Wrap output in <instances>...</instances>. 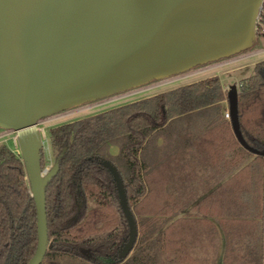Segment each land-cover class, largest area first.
<instances>
[{
    "label": "water",
    "instance_id": "1",
    "mask_svg": "<svg viewBox=\"0 0 264 264\" xmlns=\"http://www.w3.org/2000/svg\"><path fill=\"white\" fill-rule=\"evenodd\" d=\"M262 1L0 0V128L15 133L36 215L26 264H38L48 245L43 186L56 170L38 165L39 120L249 48ZM226 109L238 144L264 156L240 133L234 84ZM100 165L127 226L116 254L125 258L135 219L116 167L108 159Z\"/></svg>",
    "mask_w": 264,
    "mask_h": 264
},
{
    "label": "trees",
    "instance_id": "2",
    "mask_svg": "<svg viewBox=\"0 0 264 264\" xmlns=\"http://www.w3.org/2000/svg\"><path fill=\"white\" fill-rule=\"evenodd\" d=\"M256 32L264 38V0L256 21ZM217 75H210L156 92L97 113L73 119L48 129L56 170L43 186L47 247L38 264H145L134 258H117L127 226L120 211L110 175L100 165L108 159L123 183L127 204L136 223L132 248L152 235L162 248L168 208L139 214L137 206L146 196L147 167L140 159L143 145L164 124L193 113L208 119L222 118L226 106ZM225 111V110H224ZM237 119L244 141L264 149V58L255 61L252 73L237 91ZM236 143L241 156H253L262 166L264 197V156L253 155ZM116 147L111 154L109 147ZM38 165L44 166L41 147ZM176 211L172 210V214ZM23 160L0 143V264H26L36 245V217ZM261 216V215H260ZM237 222L248 223L246 240L230 242L241 264H264V222L252 217H225L228 229ZM257 223V228H252ZM229 242L226 241L225 247ZM223 253L220 264H225Z\"/></svg>",
    "mask_w": 264,
    "mask_h": 264
},
{
    "label": "crops",
    "instance_id": "3",
    "mask_svg": "<svg viewBox=\"0 0 264 264\" xmlns=\"http://www.w3.org/2000/svg\"><path fill=\"white\" fill-rule=\"evenodd\" d=\"M189 75L186 73L185 76ZM222 105L225 106V101ZM213 118L214 115L208 119L204 114L193 113L184 119L164 124L143 145L139 156L147 167L145 178L152 184L156 194L166 195L159 201V208L176 211L169 216V225L173 222L171 226H174L173 231H177L176 235L184 239L189 236L186 231L194 221H190L193 217L188 213L191 208L199 205L198 209L204 213L196 219L205 220L207 227L205 233L201 231V238L210 236L204 240L217 241L215 264H220L226 241H243L249 235L247 222L234 223L233 228L228 229L225 217L232 215L223 213L229 208L226 203L231 201V192L245 196L247 191L242 190L240 185L241 175L231 179L245 158L236 150L237 141L230 124ZM253 184L255 179L252 178ZM243 185L247 186L246 183ZM252 218L255 220V217ZM255 221L259 223V219ZM252 228H257V223H253ZM178 236L176 240H181Z\"/></svg>",
    "mask_w": 264,
    "mask_h": 264
},
{
    "label": "rangeland",
    "instance_id": "4",
    "mask_svg": "<svg viewBox=\"0 0 264 264\" xmlns=\"http://www.w3.org/2000/svg\"><path fill=\"white\" fill-rule=\"evenodd\" d=\"M262 58H264V38L256 32L255 26L253 43L249 48L243 51L214 61L206 62L203 65L195 66L179 74L160 80H151L143 85L128 90L70 107L40 119L37 127L41 132L40 147L44 160L43 168L48 171L53 166L54 161L48 140V129L50 127L97 113L151 93L184 84L186 81L188 82L193 79L203 78L210 75H217L219 77L223 91H226L227 87L231 84H234L236 91H238L243 79L252 73L253 63ZM186 73H190V75L185 76ZM0 143L5 144L23 160L22 154L18 148L15 133L10 129L0 128ZM109 151L111 154H114L116 152V147L111 145ZM243 158H245L244 161L239 163L242 164V166L238 168L237 172L233 174L231 179L234 180L238 175H241L242 180L240 185L242 186V190L247 191V193L244 196L242 193L238 195V193L231 192V194H229L231 201L229 200L230 202L226 203L229 205V208L222 212L226 215L232 216L255 217V220L259 219L260 214H262L261 216L264 219V197L261 191L262 166L260 161L256 158L254 159L253 156H243ZM252 178L255 179V184L253 185H251ZM144 181L147 193L137 206L139 214L159 209V201L166 196L165 194H156L157 192L152 187V184L146 178ZM248 181H250V183ZM244 183H246L247 186H244ZM241 197H244L242 198L244 201L240 199ZM198 206L199 205L191 208L188 213L189 215H192L193 219L190 221H194V223L192 222L188 226L186 234L188 232L187 235L189 236H186V239L182 238V236L176 235L177 231H173L174 226H171L173 222L169 225V216L172 211H168L165 214L169 216L165 223L166 229L164 232L162 248H158L159 240L157 235L154 234L147 240V242L132 248L127 256L136 260H142L145 264H215L217 241L213 240L208 242L204 240V238L207 239L210 236H204L203 239L201 238V231H206L207 227L205 225L206 222H204L205 220L196 219V217L202 216L201 213H204L198 209ZM184 232L185 231L183 230V233ZM176 236L181 237V240H176ZM237 254H239L238 249L229 242L227 247H225V255H227V258H225V264H241L240 258H236V260L234 258V255Z\"/></svg>",
    "mask_w": 264,
    "mask_h": 264
},
{
    "label": "built area",
    "instance_id": "5",
    "mask_svg": "<svg viewBox=\"0 0 264 264\" xmlns=\"http://www.w3.org/2000/svg\"><path fill=\"white\" fill-rule=\"evenodd\" d=\"M223 117L226 118V119L229 118V115H228V111H227V109L224 111V113H223Z\"/></svg>",
    "mask_w": 264,
    "mask_h": 264
}]
</instances>
